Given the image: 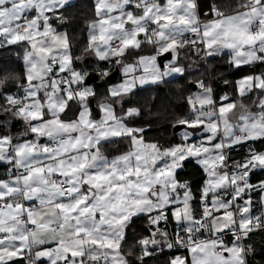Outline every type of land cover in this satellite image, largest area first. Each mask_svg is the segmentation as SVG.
Listing matches in <instances>:
<instances>
[{
    "label": "snow or ice",
    "instance_id": "obj_1",
    "mask_svg": "<svg viewBox=\"0 0 264 264\" xmlns=\"http://www.w3.org/2000/svg\"><path fill=\"white\" fill-rule=\"evenodd\" d=\"M73 7L0 0V49H23V73L0 76V113L32 137L0 134V264H149L165 248L184 253L166 264H249V241L264 236V148L256 146L264 145V71L237 79L235 98H217L205 76L215 75L218 57L236 71L264 66V0L207 11L200 0H95L77 56L59 31ZM88 57L94 67L78 65ZM116 67L122 81L101 96L89 78L108 84ZM194 69L190 113L173 122L183 128L179 142L148 137L150 127L134 123L141 110H125V98ZM193 162L204 174L198 192L180 177ZM133 218L146 234L125 251Z\"/></svg>",
    "mask_w": 264,
    "mask_h": 264
},
{
    "label": "trees",
    "instance_id": "obj_2",
    "mask_svg": "<svg viewBox=\"0 0 264 264\" xmlns=\"http://www.w3.org/2000/svg\"><path fill=\"white\" fill-rule=\"evenodd\" d=\"M75 7L70 8L66 13V22L63 26L59 27V31L67 32L70 42L72 44L73 56L81 55L83 48L87 43L88 35V22L94 18V3L93 0H74ZM240 0H200L201 7L204 11H207V6L212 3L218 4L222 9H229L234 7ZM22 49L16 46H11L8 49H0V67L7 68L9 71L17 73H23V63L21 57ZM147 53V52H146ZM19 54V55H18ZM227 57L216 58L210 61L212 64V71L214 76H205V82L209 83L214 90V94L218 98L221 93H228L230 97H236L235 93V81L241 76L250 74L252 72L264 71V66H244L243 71H236L228 67L226 63ZM78 65L94 67L95 61L91 58H86L85 61L77 62ZM204 64L200 63V69L203 70ZM1 70V69H0ZM201 72L198 70H192L189 77H185L184 80H170L169 82L160 83L158 85H150L141 89L134 90L135 95L126 97L128 101L122 106L126 110L129 106L138 107L141 110V115L136 117L134 123L137 126L150 127L148 137L158 139L161 143L168 141L179 142L180 130L174 132L173 122L183 116H187L190 110L186 103V97L190 92L197 91L192 90V86L189 85V80H195L200 77ZM3 75V74H2ZM1 75V76H2ZM228 79L232 83L225 86L220 76ZM109 84V82H108ZM108 84L97 85L92 82L90 85L96 88L97 92L103 96L105 95V89ZM14 89V86H13ZM97 102V100H94ZM248 102V101H246ZM116 112L120 113L121 105H116ZM18 123L12 124V129L17 127ZM0 134H5L4 126L0 125ZM121 145H112L110 151H114L115 148ZM258 148H264V145L257 142ZM233 159L240 158L238 152L232 154ZM6 166L0 164V178L5 177ZM180 177L183 180L190 181L193 191L198 192L199 188L203 184L204 174L202 170L195 165L188 164L182 171H180ZM261 177L260 173L252 177V182H257ZM254 199H257L254 196ZM134 222L127 229L129 236L128 245L125 246V251L133 243L132 236L146 234L143 232L146 227V223L143 219L133 218ZM174 225L169 226V231H172ZM256 249V254L249 258V264H264V236L257 234L251 241ZM183 251L164 249V254H156L153 259L149 261V264H166L169 259V255H183Z\"/></svg>",
    "mask_w": 264,
    "mask_h": 264
},
{
    "label": "crops",
    "instance_id": "obj_3",
    "mask_svg": "<svg viewBox=\"0 0 264 264\" xmlns=\"http://www.w3.org/2000/svg\"><path fill=\"white\" fill-rule=\"evenodd\" d=\"M74 1V0H73ZM93 3H95V0H93ZM87 37H88V35H87ZM22 53H23V49H22ZM22 53H21V57H22ZM144 54H148V53H144ZM88 58H91L93 61H94V58L93 57H88ZM0 76L2 75V74H4L5 73V71H9L8 70V67L7 68H1L0 67ZM259 72H261V71H259ZM259 72H255V73H259ZM253 73V72H252ZM122 79H123V77H122V75H121V72H119V77H118V80L115 82V83H109L107 86H106V89H107V87L109 86V85H115V84H119L121 81H122ZM147 86H150V85H146V86H144V87H147ZM143 87V88H144ZM137 89H141V87H139L138 86V88ZM136 90V89H135ZM97 104H98V101L96 102V101H94L93 102V104H91V109H92V111H93V114L95 115V118L98 120V119H100V113H99V109H98V106H97ZM93 107V108H92ZM95 110V111H94ZM118 115H119V113H117ZM68 116H69V118L72 116V113H69L68 114ZM0 118L2 119V121L0 122V125H2V126H4V128H5V134L6 133H8L9 131L11 132V134L12 135H14V136H17V135H19V136H22V138H24V139H32V137L31 136H28V137H24L23 136V133H24V130H25V128H26V125H22L21 127H16V128H14V129H12V124H15L16 122H18V119H11L10 117H8V116H1L0 115ZM8 122L7 123V126H5V122ZM42 143L43 142H45V141H41ZM111 148H113V147H110L109 146V150H111ZM119 148H121L122 150H126V148H127V145L126 144H123V145H121ZM1 164V163H0ZM228 239V238H227Z\"/></svg>",
    "mask_w": 264,
    "mask_h": 264
},
{
    "label": "water",
    "instance_id": "obj_4",
    "mask_svg": "<svg viewBox=\"0 0 264 264\" xmlns=\"http://www.w3.org/2000/svg\"><path fill=\"white\" fill-rule=\"evenodd\" d=\"M166 55H167V54H166ZM159 62H160V63H164V59L161 58ZM119 72H120L119 67H116V68L113 69V71H112V73H111V77H110V79H109V83H115V82L118 80ZM92 82H95V83H96L97 85H99V86L103 84L102 81L99 79V77L95 75V73H92L91 77H90L89 80H88L89 85H90ZM189 85L192 86V90H195V89H196L195 86H194V84L189 83ZM93 102H94V100L92 101V104H93ZM92 108H93V107H92ZM94 111H95V110H94ZM179 129H181V128H179V127H177V128H173L174 132H176V131L179 130Z\"/></svg>",
    "mask_w": 264,
    "mask_h": 264
},
{
    "label": "built area",
    "instance_id": "obj_5",
    "mask_svg": "<svg viewBox=\"0 0 264 264\" xmlns=\"http://www.w3.org/2000/svg\"><path fill=\"white\" fill-rule=\"evenodd\" d=\"M13 90H15V88H14ZM223 94H224V93H221V95H223ZM16 123H18V124H17V127H21L22 125H23V126L25 125L24 122H23L22 120H19V119H18V122H16ZM240 158H241V157H240ZM240 158H238V159H240ZM238 159H237V160H238ZM229 236H230V234H229ZM226 239H227V237H226Z\"/></svg>",
    "mask_w": 264,
    "mask_h": 264
},
{
    "label": "rangeland",
    "instance_id": "obj_6",
    "mask_svg": "<svg viewBox=\"0 0 264 264\" xmlns=\"http://www.w3.org/2000/svg\"><path fill=\"white\" fill-rule=\"evenodd\" d=\"M91 86H93V85H91ZM0 115L2 116L3 114L2 113H0ZM4 116V115H3ZM2 121V119L0 118V122ZM181 131H183V128L180 130V132Z\"/></svg>",
    "mask_w": 264,
    "mask_h": 264
}]
</instances>
